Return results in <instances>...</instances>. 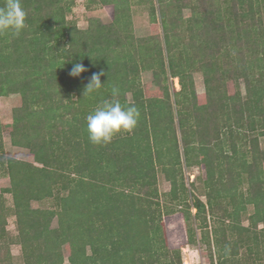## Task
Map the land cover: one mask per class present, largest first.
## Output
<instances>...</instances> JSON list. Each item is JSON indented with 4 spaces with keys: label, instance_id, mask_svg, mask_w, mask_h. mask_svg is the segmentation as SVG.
<instances>
[{
    "label": "trees",
    "instance_id": "16d2710c",
    "mask_svg": "<svg viewBox=\"0 0 264 264\" xmlns=\"http://www.w3.org/2000/svg\"><path fill=\"white\" fill-rule=\"evenodd\" d=\"M97 1L111 8V21L92 18L80 28L67 18L75 0H21L26 27L0 34V97H21L11 121L0 120V172L8 177L0 186V264H13L9 210L24 264H182L180 248L167 243L159 166L171 185L165 215L185 222L177 237L185 231L186 244L199 243L200 229L207 264H264V0H149L143 37L134 33L130 0ZM76 63L87 71L72 77ZM143 70L153 75L145 83ZM100 72L102 88L83 96ZM169 77L179 89L170 90ZM113 87L139 120L97 146L86 116ZM4 132L29 159L4 154ZM193 167L205 171V202L185 183L183 169ZM52 196L55 208L31 204ZM247 204L254 211L244 225Z\"/></svg>",
    "mask_w": 264,
    "mask_h": 264
},
{
    "label": "rangeland",
    "instance_id": "374dc122",
    "mask_svg": "<svg viewBox=\"0 0 264 264\" xmlns=\"http://www.w3.org/2000/svg\"><path fill=\"white\" fill-rule=\"evenodd\" d=\"M131 15H132V25L134 29V33L138 37L147 36L150 33V15H149V0H130L129 2ZM111 8L104 7L97 0H75L74 4L71 7V10L67 14V18L75 23L80 28H85L88 25L90 19L94 18L100 20L102 23H109L111 21ZM183 16L186 18L190 16L189 9H183ZM152 72L149 70H143L140 73V79L142 82H148L152 79ZM194 86L195 91L197 93H202L205 91V82L204 76L202 72H193ZM166 82L170 86V90L179 89L180 85L177 78H168ZM240 88L241 91L244 92V81L240 80ZM126 97L128 100L132 99L131 93H127ZM21 97L19 94H9L7 96L0 97V120L2 122H10L11 110L13 107L20 105ZM260 147L264 149V136H260ZM3 152L7 156H12L17 159L26 160L29 159V151L24 147H18L11 143L9 134L7 132L3 133ZM185 171L184 178L185 183L189 184L194 183L195 194L201 198L204 202L206 201V197L204 196L206 192V187L204 186L203 180L201 179L205 176V171L201 170V168L193 167L190 169H183ZM158 175V188L161 196L159 197L160 207H162V220L164 222L167 243L170 248H180L181 256H182V264L184 260L190 261L192 264H207L208 261H204L201 257L203 256L206 260L208 250L204 246L201 240V231L198 229V238L199 243L193 242L186 244L185 231H183V238L181 237L180 231L177 229L178 224H183V229L186 228L185 222L182 221L181 214H176L166 216L165 215V205L170 204V197L168 195L169 190L171 189L170 182L166 179L165 174L161 170L159 166L157 168ZM194 175L196 177H194ZM8 180V177L0 172V186L2 183H5ZM247 182L244 181L241 185L243 190L247 188ZM5 200L8 207L12 206V196L11 194H5ZM227 200V198H226ZM225 203V201H222ZM32 206L36 208H55L56 207V199L54 196L44 198L42 200H34L32 201ZM176 208H179L178 206ZM194 212L195 209H192ZM254 211V206L252 204H247L244 211L240 212V220L242 224L247 225L249 223V216ZM213 226V221H210ZM52 226H56V219L53 220ZM262 225L259 224L258 228ZM7 229L10 234V249L13 254V264H24L20 245L17 241V230L15 227V217L9 210L8 220H7ZM180 236V237H177ZM64 264H69L66 259Z\"/></svg>",
    "mask_w": 264,
    "mask_h": 264
},
{
    "label": "clouds",
    "instance_id": "9594fccd",
    "mask_svg": "<svg viewBox=\"0 0 264 264\" xmlns=\"http://www.w3.org/2000/svg\"><path fill=\"white\" fill-rule=\"evenodd\" d=\"M27 12L22 7L21 0H5L0 6V34L18 36L26 27ZM87 71L82 63H76L69 75L79 77ZM103 72L94 73L83 91V96H89L102 88L100 77ZM120 90L113 87L111 99L103 100L86 116L88 140L97 146L112 142L117 134L131 133L137 126L139 110L134 104L122 105L118 99Z\"/></svg>",
    "mask_w": 264,
    "mask_h": 264
},
{
    "label": "built area",
    "instance_id": "2783aa9c",
    "mask_svg": "<svg viewBox=\"0 0 264 264\" xmlns=\"http://www.w3.org/2000/svg\"><path fill=\"white\" fill-rule=\"evenodd\" d=\"M187 261V262H186ZM183 264H192L190 261H188V260H184L183 261Z\"/></svg>",
    "mask_w": 264,
    "mask_h": 264
},
{
    "label": "bare ground",
    "instance_id": "6f19581e",
    "mask_svg": "<svg viewBox=\"0 0 264 264\" xmlns=\"http://www.w3.org/2000/svg\"><path fill=\"white\" fill-rule=\"evenodd\" d=\"M187 262V261H186Z\"/></svg>",
    "mask_w": 264,
    "mask_h": 264
}]
</instances>
